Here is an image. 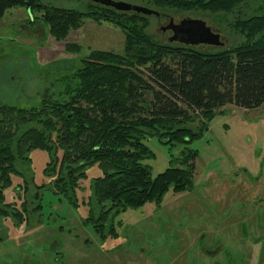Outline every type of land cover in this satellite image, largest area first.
I'll return each instance as SVG.
<instances>
[{
	"label": "trees",
	"instance_id": "16d2710c",
	"mask_svg": "<svg viewBox=\"0 0 264 264\" xmlns=\"http://www.w3.org/2000/svg\"><path fill=\"white\" fill-rule=\"evenodd\" d=\"M139 1L159 15H230L225 24L234 43L214 51L161 44L146 33L148 17L133 12L90 3L76 11L40 0H0V18L13 7L37 12L55 41L64 40L85 18L109 23L123 34L121 54L90 51L36 106H0V218H25L26 201L17 209L4 202L2 191L18 174L16 162H28L29 151L42 150L48 155L43 174L50 177L52 192L71 206L77 205L85 168L96 165L101 175L88 183L82 225L100 239L114 236L111 217L117 212L158 204L168 190L192 189L196 152L186 145L207 130L222 107L253 110L264 104V0ZM146 137L180 147L153 178L140 163L152 155L142 143Z\"/></svg>",
	"mask_w": 264,
	"mask_h": 264
},
{
	"label": "rangeland",
	"instance_id": "374dc122",
	"mask_svg": "<svg viewBox=\"0 0 264 264\" xmlns=\"http://www.w3.org/2000/svg\"><path fill=\"white\" fill-rule=\"evenodd\" d=\"M112 1L143 6L139 0ZM40 2L76 11L90 3ZM38 15L13 7L0 18V106H36L60 77L80 67L90 51L122 53L123 34L109 23L85 18L64 40L55 41ZM147 17L146 33L161 44H177L167 41L170 31L160 29L182 19L202 21L222 43L193 46L197 50L226 49L234 43L225 24L230 15L167 12ZM67 45L74 47L68 50ZM142 143L152 155L140 163L149 167L152 178L180 149L156 137ZM186 147L196 152L192 189L178 194L168 190L158 204L117 212L111 217L114 236L103 239L82 225L88 212V183L101 175L96 165L85 168L77 205L71 206L52 192L51 179L43 174L47 153L29 151V161L16 162L18 174L10 176V185L2 191L5 203L20 209L26 201L28 209L19 222L0 218V264H46L44 260L60 255L64 264H264L257 260L258 248H264V104L253 110L222 107L207 130ZM216 246L220 250L214 256L202 252Z\"/></svg>",
	"mask_w": 264,
	"mask_h": 264
},
{
	"label": "water",
	"instance_id": "95a60500",
	"mask_svg": "<svg viewBox=\"0 0 264 264\" xmlns=\"http://www.w3.org/2000/svg\"><path fill=\"white\" fill-rule=\"evenodd\" d=\"M92 4H97L102 7L111 8L117 12H133L142 16L153 15L158 16V13L143 6L131 5L124 2L112 0H85ZM162 32L170 31L171 35L167 38L169 43L174 42L184 46L206 45L219 47L222 43L219 41L218 34H214L205 26L202 21L193 19H182L177 24L171 21L160 29Z\"/></svg>",
	"mask_w": 264,
	"mask_h": 264
},
{
	"label": "flooded vegetation",
	"instance_id": "af4514ba",
	"mask_svg": "<svg viewBox=\"0 0 264 264\" xmlns=\"http://www.w3.org/2000/svg\"><path fill=\"white\" fill-rule=\"evenodd\" d=\"M46 95H48V94H45L44 97ZM258 213H260V212H258ZM251 244L255 247V246H257L258 243H256L255 240H254V241H251ZM251 248H253V247H251ZM219 250H220V247L216 246L214 248V250H211V251H205L204 250L202 252H204L207 256H214V255H216L219 252ZM55 255H57V254H55ZM262 259L264 260V248L263 247L258 248V252H257V260H258V262L261 261ZM44 262H46V264H64L62 255H60V257L59 256L52 257L51 261L49 260V262L44 260Z\"/></svg>",
	"mask_w": 264,
	"mask_h": 264
}]
</instances>
